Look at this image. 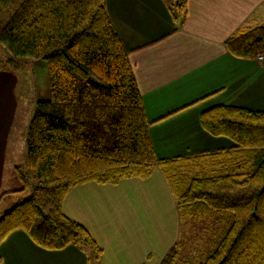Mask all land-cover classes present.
I'll list each match as a JSON object with an SVG mask.
<instances>
[{
	"label": "trees",
	"instance_id": "obj_1",
	"mask_svg": "<svg viewBox=\"0 0 264 264\" xmlns=\"http://www.w3.org/2000/svg\"><path fill=\"white\" fill-rule=\"evenodd\" d=\"M186 3H170L175 19L184 18ZM0 44L8 53L2 69L45 61L49 85L47 99L29 98L35 112L24 159L4 176L0 205L32 189L0 216V244L22 230L45 249L89 250L96 264L103 250L64 212L65 197L80 184L147 178L159 168L181 222L194 217L210 227L202 251L178 262L179 241L161 264H264V110L213 105L202 111V127L234 145L161 159L107 0H0ZM226 45L234 56L255 59L264 52V26L239 30Z\"/></svg>",
	"mask_w": 264,
	"mask_h": 264
},
{
	"label": "crops",
	"instance_id": "obj_2",
	"mask_svg": "<svg viewBox=\"0 0 264 264\" xmlns=\"http://www.w3.org/2000/svg\"><path fill=\"white\" fill-rule=\"evenodd\" d=\"M175 1L107 0L161 159L234 145L202 127L201 113L213 105L264 110V63L234 56L226 45L237 31L264 26V0H187L183 19L173 16ZM21 83L16 70L0 67V191L7 168L19 162V150L24 159L31 111L26 106L24 117L20 109L34 104ZM63 209L102 248L96 264H161L181 237L179 209L159 168L147 178L77 185ZM91 255L75 245L45 249L22 230L0 244V264H93Z\"/></svg>",
	"mask_w": 264,
	"mask_h": 264
},
{
	"label": "rangeland",
	"instance_id": "obj_3",
	"mask_svg": "<svg viewBox=\"0 0 264 264\" xmlns=\"http://www.w3.org/2000/svg\"><path fill=\"white\" fill-rule=\"evenodd\" d=\"M7 54L8 53L6 52L4 47L0 44V56L2 58H5ZM261 63H264V61H262ZM8 68L12 70L15 69L18 72L22 80L20 87L23 95L24 94L33 95L34 96L33 98L35 100L37 98L39 99L48 98L49 85H48V76H47V63L45 61L29 60L26 61V63H24L23 68H15L12 65H9ZM25 91H27V94L24 93ZM33 104H35L34 100H33ZM26 106L28 107V110L31 111L30 116L32 117L33 113L35 112V105H32V110H31L30 105L27 103H25V105H22V108L20 109L21 115H23L24 117L26 116L25 114ZM28 116H29V112H28ZM21 139H22L21 137L18 138V143H21ZM24 143L26 144L25 140ZM19 163H22L21 153L19 154ZM31 189L32 186L29 188L28 191L24 193L10 195L9 197H7L4 200V202L0 205V216L16 203L17 197H23V198L27 197L30 194ZM187 220L188 221L182 223L181 237L179 240L181 242V247H180V256L178 262L182 261V259H187L188 257L194 256L196 249L199 250L201 249L200 251H202L205 247L206 241L208 240L207 239L208 233H210V227L209 224L207 223L208 221L202 222L199 221L200 220L199 218H194V217Z\"/></svg>",
	"mask_w": 264,
	"mask_h": 264
},
{
	"label": "built area",
	"instance_id": "obj_4",
	"mask_svg": "<svg viewBox=\"0 0 264 264\" xmlns=\"http://www.w3.org/2000/svg\"><path fill=\"white\" fill-rule=\"evenodd\" d=\"M255 59L261 62L264 61V52H259Z\"/></svg>",
	"mask_w": 264,
	"mask_h": 264
}]
</instances>
